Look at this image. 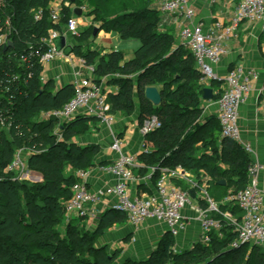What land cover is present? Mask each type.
<instances>
[{"label": "trees", "instance_id": "1", "mask_svg": "<svg viewBox=\"0 0 264 264\" xmlns=\"http://www.w3.org/2000/svg\"><path fill=\"white\" fill-rule=\"evenodd\" d=\"M49 1L51 0H9L5 8V12L11 16L13 46L0 53V120L5 119L4 123L8 122L9 125L8 135L0 127V249L6 247L20 264H27L28 260L38 264H108L115 256L109 257L104 248L94 245L98 230L89 234L85 230L79 233L78 225L72 220L68 222L69 228L65 234H61L56 228L60 215L65 212L64 203L72 194L71 186L76 179L74 172L86 168L87 150L67 142L72 135L68 123H63L60 130L63 139L55 142L53 128L57 120H37L35 117L41 111L60 108L71 98L72 93L58 97V94L53 96L50 91H44L39 80L42 65L36 61L30 70L31 77L25 81L24 71L17 59L29 47L43 51L46 44L41 39L48 38L50 30H61L60 25L49 18ZM88 2L95 10L92 14L102 21L103 28L114 29L123 38L140 40L141 44L132 59L121 61L122 53L115 51L101 57L95 71L99 74L113 70L137 73L134 81L137 94L141 102L150 106V109L143 108L140 111L138 122L141 125L144 119L153 114L161 123L159 128L145 135L151 151L140 155L145 164L156 168L153 177L163 166L176 163L189 166L187 161L194 162L189 167L198 166L199 158L192 159L194 133L185 132L189 126V116L195 117L202 110V87L198 83L200 73L193 65L191 53L187 57H178L180 47L171 52V35L155 29V11L132 6L131 0ZM120 2L124 3L123 8L113 12L114 5ZM39 9L42 14L39 19H35V13ZM70 16L69 7L64 6L61 22L64 23ZM86 35L87 32L82 31L79 39ZM74 49L78 52L77 47ZM82 56L88 64H92L94 56L85 53ZM170 73L174 74V81L178 82L174 89L170 87ZM16 74L21 75L20 79L12 80V76ZM112 80L118 83L119 91L110 97L111 112L130 111L133 105L131 81L121 77ZM149 85L156 86L160 91L161 103L158 106L153 107L144 97V88ZM207 126L213 144L217 143L216 122L211 124L209 121ZM18 149H23L27 155L28 170L42 177V181L36 185V189L42 192L40 201L28 190L25 191V219L19 218L14 210L15 202L10 192L11 172L7 170ZM218 158L228 168L219 170L206 164L208 174L213 177H230L231 183H243L244 187L249 159L243 148L223 138ZM68 166L70 170L67 171ZM47 206L51 208L52 216H48ZM221 233V237H212L203 248L194 251L218 253L223 257L219 264H264V252L260 251L258 245H254L242 263L243 245L238 248L230 246L236 233L231 227H225ZM38 250L43 251L41 259H37L40 256L35 255ZM191 253L180 259L190 258ZM166 261L167 259L158 258L153 253L144 264H165ZM0 264H3L1 259Z\"/></svg>", "mask_w": 264, "mask_h": 264}, {"label": "crops", "instance_id": "2", "mask_svg": "<svg viewBox=\"0 0 264 264\" xmlns=\"http://www.w3.org/2000/svg\"><path fill=\"white\" fill-rule=\"evenodd\" d=\"M161 1L162 0H131L132 6L146 7L151 11L157 12L155 29L158 32H168L171 35V41L173 42L171 52L176 51V49L179 48V44H182L179 38V32L183 26L201 23L206 30L210 29L212 42L218 43L223 50L219 63L214 66V71L218 76L224 77L235 65H242L245 69H252L257 72L258 76L252 81L250 92L239 107L238 124L243 142L248 144L252 149L251 153L244 151L249 159V163L258 162L262 165V169L257 175V182L258 186L264 191V31L261 24L259 22H241L238 36L236 38L226 39L221 36L220 30L213 27V23L215 21H221L227 24L240 0H194L191 2L194 15L190 19H185L180 13H162L157 8ZM49 4H53V0L49 1L48 6ZM87 5L83 4L79 6L69 4L67 7L70 9L71 16L74 15L77 17L79 27L83 25H85L86 28L92 26L90 36L88 35L89 37L82 38L83 40L76 39L75 44L72 46L73 50L68 55L42 64L39 80L44 91L48 90L53 96H56L66 89H68L66 92L71 94L73 92L74 82L85 74H90L105 93L108 102V98L119 91V85L110 77H106L105 81L103 80L101 75L109 73H96L95 68L99 63V59L117 51L122 53L121 61H127L133 58L134 52L141 43L137 38H123L116 30L103 28L102 21L100 20L91 23L94 17L91 12L93 7L88 1ZM75 7L81 8L80 14L77 15L74 13L73 10ZM81 15H86L90 20H84ZM60 31H64V24ZM82 31H84V29H82ZM171 31H173V33ZM120 39H134L138 41V43L134 50L126 52L116 44ZM66 41L68 42L67 44L70 45L69 43L73 40L67 35ZM76 47L78 48V52L74 49ZM84 48L88 51H84ZM186 50H188V48ZM180 52L181 51L178 52V55ZM84 53L88 56H94L92 61L94 66L93 73L87 71L79 62V58L83 57L82 55ZM188 53L190 54L189 50ZM193 65L196 68L195 63H193ZM102 81H104V83ZM198 83L202 88L209 87L212 89L211 99L205 100L202 98V94L200 95L201 107L216 115L215 122L218 140L215 144L220 153L223 138L220 135L217 119V100L225 84L224 82L215 80H210L205 84H201L200 77ZM132 102V107L134 108L132 113H127L126 111L112 112L115 119L110 127L101 124L95 117L87 116L79 112L72 119L61 121L56 129V133H61L62 140V132L60 131L62 129V124L68 123L69 129H72V135L67 142L74 144L78 148L87 150L85 161L86 168L84 170H76L74 175L76 180L85 183L91 193L99 195L98 201L92 206L93 213L84 218L72 214L69 215V220L74 221L78 226L79 224H82V226L85 225L86 227L84 230L89 232L97 231L103 226L104 228L98 231L100 233V240L96 241L94 245L96 247L107 248L113 253L118 251L115 255L118 264H123L127 258L133 255L132 251L134 246L137 247L141 244L138 241L139 239H153L158 243L159 241L173 238L175 241L173 248L176 251L190 250L191 245L199 242L207 244L202 240L203 230L198 218V212L199 208L206 207L209 201L215 203L221 211H229L234 216H237L229 209L228 205L223 202L224 196L232 191L230 186H234L233 183L230 184L232 178H223L220 176L213 177L208 174L205 165L209 163L210 158H208L209 160H203L201 157H196V159L199 158L200 162L199 165L195 167H185L180 163L168 166L172 169H182L183 176L172 178L171 181L186 190L190 196V203L181 211L187 223L186 228L177 236H171L166 231L165 226L154 219H147L137 225L132 224L124 214L112 208L115 197L106 194L104 191L115 182V178L113 175L100 170L99 166L112 162L118 156V152L110 147L113 134L118 135L123 141L121 153L133 155L135 157V166L133 167L135 179L129 185V193L131 195H148L155 192L154 177L152 179L147 178L152 167L150 168L145 164L140 157L142 153L151 151V146L149 144L147 145L145 135L141 134L139 130L140 124L138 120L141 101L137 94L135 84L132 87ZM111 107L112 102L110 108ZM82 126L90 128V132L85 133L84 131L76 133L75 130L80 129ZM211 166L217 167L219 170L228 168V165L223 163L219 158L218 162H212ZM68 170H70L69 166L67 167V171ZM187 180L195 182L197 186L191 187ZM220 180H224V183H219ZM247 181L248 176L246 173L245 185ZM203 191H205L206 194H204ZM238 213L240 215L239 211ZM97 235L98 233L96 236ZM221 235V232H209L210 239L212 237H221ZM147 246L148 245L144 247ZM145 250H147V248Z\"/></svg>", "mask_w": 264, "mask_h": 264}, {"label": "built area", "instance_id": "3", "mask_svg": "<svg viewBox=\"0 0 264 264\" xmlns=\"http://www.w3.org/2000/svg\"><path fill=\"white\" fill-rule=\"evenodd\" d=\"M194 0H162L158 5V10L162 13H180L185 19H190L194 15L191 2ZM69 1L53 0V4L47 6L50 20L55 24H61V13L64 6H69ZM8 3L0 0V53L5 52L12 46H7L8 41L13 40L11 16L5 12ZM83 8V7H82ZM42 10L35 13V19H39ZM259 22L264 31V0H240L236 5L233 15L227 24L215 21L213 27L220 30L223 38H236L238 36L241 22ZM64 31H49L48 38H42L46 45L43 51H37L29 47L18 56V63L24 71V80L31 77L30 70L34 67L35 61L40 65L64 57L62 50H57L53 38L57 35L65 37V45H68L66 36L73 40L69 43L75 44V40L81 37L79 21L72 15L63 23ZM179 38L190 51L196 68L200 73V82L205 84L210 80L224 82L217 100V119L222 138L229 139L247 153H251V147L244 143L241 138V130L238 124L239 107L246 99L251 90L252 81L258 76L252 69H245L242 65H235L224 77L218 76L214 71V66L220 61L223 52L218 43L212 42L210 29L206 30L201 23L185 25L180 29ZM79 62L90 73L94 72V66L88 64L84 57L79 58ZM21 75L12 76V80L20 79ZM92 116L98 121L110 127L115 116L111 112L105 93L96 83L90 74H85L74 82L71 98L60 108L44 111V119L54 118L60 121H68L78 113ZM5 119L0 122L4 123ZM161 125L156 116H150L143 120L139 126L141 134L159 128ZM122 139L113 134L111 149L118 152V156L110 163L99 166L100 170L113 175L115 182L104 191L113 195L115 201L112 208L126 216L132 224H139L147 219H154L163 224L166 231L171 236H177L186 228V221L182 215V209L190 203L189 193L171 181L172 178L183 176L182 169H172L168 166L160 167L155 179V192L148 195H131L129 185L135 179L133 167L135 157L133 155L121 153ZM18 149L12 164L7 166V170H28L27 160L22 161L19 157ZM156 168L152 167L147 175L148 179L153 178ZM262 169L258 162H250L247 166L248 181L240 189L228 192L223 202L233 204L240 212L239 216H234L229 211H221L219 207L209 201L206 207L199 208L198 218L203 230L202 240L205 243L210 241L209 232H221L225 227H231L236 233L230 246L238 248L241 245H263L264 244V191L258 186L257 175ZM191 187H196L195 182L187 180ZM71 196L64 203L65 212L68 215H76L84 218L93 213V204L99 199L98 194L91 193L84 182L75 181L71 186ZM206 194L205 191H203Z\"/></svg>", "mask_w": 264, "mask_h": 264}, {"label": "rangeland", "instance_id": "4", "mask_svg": "<svg viewBox=\"0 0 264 264\" xmlns=\"http://www.w3.org/2000/svg\"><path fill=\"white\" fill-rule=\"evenodd\" d=\"M9 0H3V2L8 3ZM87 1L88 0H75V3H70L72 5H77L80 4L81 6L83 4L87 5ZM79 5V6H80ZM88 6V5H87ZM114 11L113 12H117L119 10H121L124 6L123 2H120L117 5H114ZM118 8V9H116ZM89 9V6H88ZM95 11L94 9H91V12ZM81 17L84 20H90L86 15H81ZM99 19L94 15L92 22L98 21ZM62 25V26H61ZM60 25V28L63 27V24ZM92 25V24H91ZM92 26H88V28H86L85 25L80 27V30L82 31V29H84L85 32H87V35L85 38L90 36V30H91ZM173 33V31H171ZM89 35V36H88ZM83 40V39H82ZM113 42L115 40H112ZM116 42V41H115ZM138 41L132 39V40H118L116 42V44H118V46L127 51H132L135 49L136 45H137ZM173 43V42H171ZM172 47V45H171ZM181 48V52L178 55V57H187L189 55L188 50H186V46L184 44H179V46ZM84 51H88L86 50V48H84ZM106 56V55H105ZM174 73V72H173ZM170 73L168 79L170 80V87L171 89H174V87L178 84V82L174 81V74ZM98 74V73H97ZM136 72H128V71H120V70H113L112 72H110L109 74L106 75H101L103 77V80L105 81L106 77H110V78H115V77H121V78H126L129 79L131 81V86L133 87L134 85V79H136ZM104 81H102L104 83ZM68 89L64 90L63 92L59 93L58 97H62V95H64ZM70 91V89H69ZM217 97V96H216ZM111 99L110 97L108 98V103L109 105H111ZM153 106V105H152ZM154 107V106H153ZM150 109V106L147 105L144 102H140V106H139V112L142 109ZM133 107L130 109V111H127V113H132L133 112ZM153 116V114L151 115ZM155 116V115H154ZM44 115H43V111H41L38 115V117H35V119L37 120H42L44 119ZM210 121V123H215L216 121V115L212 114L211 112L202 109L198 114H196V116H189L188 122H189V126H187L186 131H191L194 133V145H193V153L192 155V159H195L196 157H201L203 158V160H209L208 158H211V160H209V163L207 165H212V162H218V154H219V150L216 148V144H213L212 142V138H211V132L209 131V128L207 126V123ZM8 123V122H7ZM7 123H0V127L4 128V132L8 135V128L9 125ZM61 121L57 120V122L54 124V128H53V133L56 135V139L55 142H58L61 140V133H56V129L58 127V124H60ZM7 124V125H6ZM76 133L78 132H84L88 133L90 132V128L82 126L80 129L75 130ZM19 157L22 161H26L27 160V155L25 154V152H19ZM187 164H189V166H191L192 164H194L193 161H187ZM189 166H185V167H189ZM175 167V166H174ZM173 167V168H174ZM11 173H9V178L11 179V184H10V192H11V196L15 202L14 205V210L17 212L18 217L21 219H25L23 216H25L26 214V198H25V191L28 190L33 196L37 197L38 201L41 200V196H42V192H40L39 190L36 189V185L38 183H40L42 181V177L40 176V174L35 173V172H31L29 170H14V171H9ZM77 181L76 179H74V182ZM232 184V183H231ZM243 186V183L240 185H231L230 189L236 190L238 188H241ZM229 209L235 213V215H239L237 208L233 205V204H228ZM51 208L49 206H47L48 212V216H52L53 213L50 210ZM237 213V214H236ZM69 215L64 212L62 215H60V221L59 223L56 225L57 230L61 233V234H65V232L67 231V229L69 228L68 222H69ZM86 226H82V224L77 227V232L81 233V231H84V228ZM101 228L103 229L104 227H100L99 230H101ZM88 234L90 233L89 231H86ZM100 233L98 232V235L95 237L93 243L96 244V241L100 240ZM139 243H141L139 246H134L133 248V255L130 258H127L123 264H144L152 255L153 253H156L158 258H165L167 259V261L165 262V264H219V262L222 261L223 257H221L220 255H218V253H213L212 251H209L208 253L204 254L202 253V251H194V249H198V248H203L204 247V243L199 242V243H195L193 245H191V249L190 250H182V251H176L173 246H174V239L173 238H168L166 240L163 241H159L158 243H156L155 240L153 239H139L138 240ZM146 243V244H144ZM137 244V243H136ZM1 245V244H0ZM148 245L147 247H144ZM254 247V245H243L242 249H243V256H242V263L244 261V259H246L248 253L251 251V249ZM260 251L264 252V244L263 245H258ZM1 248V246H0ZM102 248V247H101ZM147 248V250H145ZM105 252L107 253V255L109 257H114L118 251L116 252H110L109 249L104 248ZM153 250V251H152ZM191 253L190 258L187 259H180L182 256L184 257L185 255H187L188 253ZM135 253V254H134ZM33 255V254H32ZM35 255H39L40 257H38L37 259H41L42 255H43V251L42 250H38ZM89 255V254H88ZM220 256V257H219ZM219 257V258H218ZM226 257L230 258L229 256L226 255ZM218 258V260H214ZM0 259L3 262V264H20V262H18L15 257L12 255V253L6 249V247L3 246V250L0 249ZM27 264H38V263H33L32 261H27ZM108 264H118V261L116 258L112 259Z\"/></svg>", "mask_w": 264, "mask_h": 264}, {"label": "water", "instance_id": "5", "mask_svg": "<svg viewBox=\"0 0 264 264\" xmlns=\"http://www.w3.org/2000/svg\"><path fill=\"white\" fill-rule=\"evenodd\" d=\"M74 2L75 0H69V3H74ZM73 11L75 14L78 15L81 13V8L75 7ZM53 43L58 51L62 50L64 55H68L73 50V47L71 45H65V37L63 35L55 36L53 38ZM12 45H13L12 41H8L7 45L4 47L3 50H5L7 46H12ZM144 97L154 106H158L161 103V94L156 86L153 85L146 86L144 88ZM202 98L205 100L211 99L212 89L209 87H203ZM219 183L223 184L224 180H220Z\"/></svg>", "mask_w": 264, "mask_h": 264}]
</instances>
